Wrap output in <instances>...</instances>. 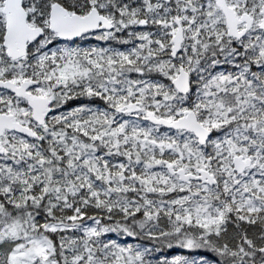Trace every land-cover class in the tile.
<instances>
[{
	"label": "snow or ice",
	"instance_id": "6c2138e0",
	"mask_svg": "<svg viewBox=\"0 0 264 264\" xmlns=\"http://www.w3.org/2000/svg\"><path fill=\"white\" fill-rule=\"evenodd\" d=\"M0 264H264V0H0Z\"/></svg>",
	"mask_w": 264,
	"mask_h": 264
}]
</instances>
